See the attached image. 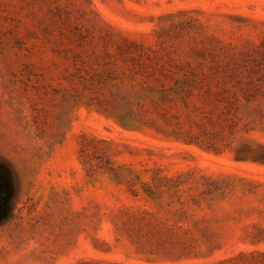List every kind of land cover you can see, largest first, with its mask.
Returning <instances> with one entry per match:
<instances>
[{
	"label": "rangeland",
	"instance_id": "rangeland-1",
	"mask_svg": "<svg viewBox=\"0 0 264 264\" xmlns=\"http://www.w3.org/2000/svg\"><path fill=\"white\" fill-rule=\"evenodd\" d=\"M0 264H264V0H0Z\"/></svg>",
	"mask_w": 264,
	"mask_h": 264
}]
</instances>
